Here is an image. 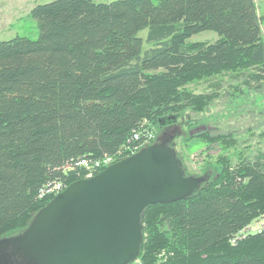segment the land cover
<instances>
[{
  "label": "trees",
  "instance_id": "16d2710c",
  "mask_svg": "<svg viewBox=\"0 0 264 264\" xmlns=\"http://www.w3.org/2000/svg\"><path fill=\"white\" fill-rule=\"evenodd\" d=\"M31 15L36 39L0 40V238L54 197H39L44 185L83 178L81 160L115 155L143 125L203 110L213 96L190 83L222 73L264 79L256 0H53ZM204 31L218 38L190 40ZM195 137L223 139L208 128ZM260 217L264 154L224 164L189 199L150 205L132 264H264V230L232 242Z\"/></svg>",
  "mask_w": 264,
  "mask_h": 264
},
{
  "label": "water",
  "instance_id": "95a60500",
  "mask_svg": "<svg viewBox=\"0 0 264 264\" xmlns=\"http://www.w3.org/2000/svg\"><path fill=\"white\" fill-rule=\"evenodd\" d=\"M160 135L93 176L78 179L0 238V264H132L144 243L150 205L185 200L208 184L189 175L173 141Z\"/></svg>",
  "mask_w": 264,
  "mask_h": 264
},
{
  "label": "rangeland",
  "instance_id": "374dc122",
  "mask_svg": "<svg viewBox=\"0 0 264 264\" xmlns=\"http://www.w3.org/2000/svg\"><path fill=\"white\" fill-rule=\"evenodd\" d=\"M53 0H0V40L17 36L36 39L37 20L31 15L36 4ZM110 2L114 0H96ZM258 14L264 16V0H256ZM264 29V23H263ZM148 29L140 32L146 41ZM214 31H204L190 38L191 41L216 40ZM150 45L145 42V48ZM196 94H211L212 101L203 110L191 108L182 112L172 128L150 126L157 136L173 133L174 148L182 159L189 175L217 174L224 164H236L242 158L264 154V79L254 80L247 73H222L211 78L196 80L188 85ZM168 124V125H170ZM211 130L223 139L208 145L204 140L192 138L197 131ZM264 217L250 224L256 234L263 226ZM264 230V229H263ZM240 240V239H239ZM164 253V250L161 253Z\"/></svg>",
  "mask_w": 264,
  "mask_h": 264
},
{
  "label": "built area",
  "instance_id": "2783aa9c",
  "mask_svg": "<svg viewBox=\"0 0 264 264\" xmlns=\"http://www.w3.org/2000/svg\"><path fill=\"white\" fill-rule=\"evenodd\" d=\"M157 138L156 132L147 125H143L140 129L135 131L132 135V138L128 141V143L124 144L123 147L115 154V155H106L98 160H81L77 163V166L83 168V172L79 173L83 178L93 176L99 172V170L108 167L109 165L119 161L124 156H130L136 152H138L144 146L153 143ZM68 185H66L63 181L57 180L52 183L44 185L39 193V197L41 199L47 198L52 195H56L62 192ZM259 231L264 229L263 226L258 228ZM251 231V226H247L245 229L240 231L233 239L232 242H237L243 236L247 234V232ZM251 232H255L252 230ZM164 254L163 252L161 255Z\"/></svg>",
  "mask_w": 264,
  "mask_h": 264
},
{
  "label": "flooded vegetation",
  "instance_id": "af4514ba",
  "mask_svg": "<svg viewBox=\"0 0 264 264\" xmlns=\"http://www.w3.org/2000/svg\"><path fill=\"white\" fill-rule=\"evenodd\" d=\"M175 126V124H170V125H163V127L164 128H172V127H174ZM164 135V134H163ZM174 137V135H173V133H169V134H165V137L169 140L171 137ZM159 136H157V138H158ZM156 138V139H157ZM173 143H174V138H173V141H169L168 142V145H170V146H173ZM209 175V174H208ZM210 176V175H209Z\"/></svg>",
  "mask_w": 264,
  "mask_h": 264
}]
</instances>
